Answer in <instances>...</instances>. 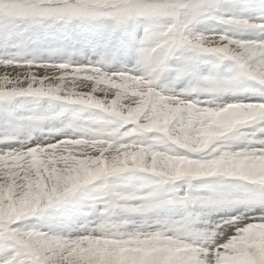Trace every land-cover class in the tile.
<instances>
[{
  "label": "snow or ice",
  "instance_id": "1",
  "mask_svg": "<svg viewBox=\"0 0 264 264\" xmlns=\"http://www.w3.org/2000/svg\"><path fill=\"white\" fill-rule=\"evenodd\" d=\"M0 264H264V0H0Z\"/></svg>",
  "mask_w": 264,
  "mask_h": 264
}]
</instances>
